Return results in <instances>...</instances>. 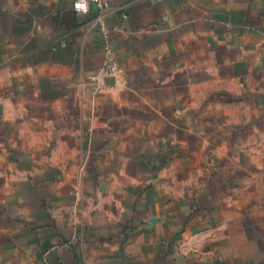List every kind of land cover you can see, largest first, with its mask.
<instances>
[{
    "label": "crops",
    "instance_id": "obj_1",
    "mask_svg": "<svg viewBox=\"0 0 264 264\" xmlns=\"http://www.w3.org/2000/svg\"><path fill=\"white\" fill-rule=\"evenodd\" d=\"M0 264H264V0H0Z\"/></svg>",
    "mask_w": 264,
    "mask_h": 264
},
{
    "label": "built area",
    "instance_id": "obj_2",
    "mask_svg": "<svg viewBox=\"0 0 264 264\" xmlns=\"http://www.w3.org/2000/svg\"><path fill=\"white\" fill-rule=\"evenodd\" d=\"M112 0H73V10L77 14L85 15L89 12L90 6L95 5L99 10L104 11L111 5ZM120 67L118 60L113 50L109 47L106 48V61L98 73V75L91 76L92 81H102V79H113L120 74Z\"/></svg>",
    "mask_w": 264,
    "mask_h": 264
}]
</instances>
